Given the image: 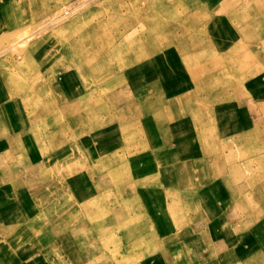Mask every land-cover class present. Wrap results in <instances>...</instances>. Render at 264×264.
Returning <instances> with one entry per match:
<instances>
[{
  "label": "rangeland",
  "instance_id": "1",
  "mask_svg": "<svg viewBox=\"0 0 264 264\" xmlns=\"http://www.w3.org/2000/svg\"><path fill=\"white\" fill-rule=\"evenodd\" d=\"M193 7L190 0H170L166 3V11L162 10L161 0H75L48 18L34 20L29 10L30 3L14 0L9 13L4 10V17L0 13L1 30L12 31L13 26H18L15 32L0 33V60L13 64L16 75L19 72L24 77L21 69L26 73L38 70L28 58L30 51L34 56L41 46L43 53L39 61L42 62L43 77L48 80L50 73L63 77L74 72L79 77L75 83L80 91L108 105L97 112L96 123L89 126L94 127L93 130L84 133L87 120L81 112L82 93L76 96L69 108L59 110L58 115L55 112L50 115L47 113L52 100L47 96L45 87L38 81L30 87L33 95L34 89L36 90V99L42 108L44 132L46 129L47 131L43 133L40 147L37 146L39 140L36 139V142L32 138V145L27 147L25 154L14 152L16 157L10 162L11 170L0 162V191L2 188L9 190L10 202L15 203L18 198L20 207L15 204L16 209L10 214L11 220L3 218L0 212V250L6 254V264L24 262L22 254L30 251L36 252L37 258L28 260L26 257V264H93L91 258L85 256V245L80 241L76 243V250L55 247L57 240L60 243L61 238L75 235L76 229L83 226L88 229L86 237L93 240L97 236L93 227L87 225L89 219H84L81 208L73 212L68 208V212H63L58 217L52 212V208L61 203L65 204V210L68 203L80 201L77 194L65 191L69 181L79 179L81 175L95 179V182L105 179L102 188V193L106 195L104 205L106 208L115 206L119 209L116 216L112 212L110 216L107 213L100 214L97 208V212L92 211L114 220L110 221L109 225H113L111 229L103 231L108 245L107 262L195 264L198 261L196 264H258L245 258L247 251L264 258V209L249 212L245 208L230 205L219 214L204 198L201 202V199L197 200L198 197L182 198L177 189L172 188L178 180L169 183L156 170L152 179L153 192L146 193V189L139 188L145 183L147 169L154 168L151 157L153 150L155 155H159L160 152L167 151L170 142L168 147L173 155V160H170L173 165L174 161L182 160L193 150L190 142L194 139L191 137L185 143L178 140L177 132L170 128L174 125L163 122V116L153 118L152 108L148 106L150 103H154L152 106L156 105V111L161 108L159 105L162 102L169 104L177 96L196 92L203 94L204 99L207 98L214 107L248 100L252 115L264 117V66L259 63L256 51L247 48L241 36L232 31L231 24L226 25L221 18L215 24L206 18L202 19L201 32H174V27L184 20L185 11ZM141 20L143 21L140 23ZM241 21V18L234 19V29ZM150 31L156 33L159 40L154 44L149 40L145 50L128 55L115 52V49L125 45L127 41H133V37L135 40L142 35L148 38ZM194 41L206 43L207 48L198 49L197 53L217 58L216 65L209 59L189 65L186 62L182 70L179 58L181 52ZM156 44L161 47L158 56L166 57L162 59L159 68L154 64L153 76L148 79L142 74L138 77V82L133 84L129 81L130 78L137 77L138 70L146 64L154 63L148 51ZM82 45L83 49L74 48ZM227 49L237 53L229 62L222 57ZM190 52L192 51L188 50V54ZM169 53L174 54L173 62L167 59ZM15 62H22V65L16 66ZM5 67L0 65L1 70ZM184 70L195 74L197 81L193 83L187 82V78L183 79L184 76L179 73ZM15 86H12L13 91H16ZM148 92L152 95L151 101L145 97ZM14 97L16 99L15 95ZM22 99L29 106V101L34 98ZM55 116L59 120L56 124ZM65 121L74 124L73 132ZM123 125H128L125 133H121ZM200 128V124L193 126L196 130ZM48 129H52L49 130L50 133ZM114 130L119 132L110 134ZM46 134H51L54 140H50V135L45 137ZM235 134L237 132L233 130L228 135ZM209 135H212L211 130ZM54 137L58 139L57 149L62 154L66 153L65 143L70 142V155L58 161L49 157L50 150L56 147ZM238 138L240 139V135ZM262 149L264 141L258 142L255 137L250 150L240 147L232 155L235 154L237 158L248 154L256 155ZM171 168L174 169L170 171L172 176L177 173V169ZM6 173L11 176L6 177ZM260 173L264 174L263 168ZM198 174L197 184L200 191H203L206 189L205 176L202 177L205 173L199 171ZM242 179L244 180L240 178L237 181H243ZM94 184L91 182L87 186L94 187ZM30 190L31 200L26 202L23 200L26 196L23 192ZM262 201L261 205H264V196ZM126 216L140 217V221L148 222V231L144 234L148 238V249L140 252L137 246L131 256L130 250L125 249L127 241L122 239V236L126 237L122 222ZM260 223L262 224L259 225ZM134 226L139 227V223L135 222ZM105 228L106 226L103 227ZM14 236L16 240L12 241ZM2 252L0 251L1 255ZM199 254L205 256L206 261L199 259Z\"/></svg>",
  "mask_w": 264,
  "mask_h": 264
},
{
  "label": "crops",
  "instance_id": "2",
  "mask_svg": "<svg viewBox=\"0 0 264 264\" xmlns=\"http://www.w3.org/2000/svg\"><path fill=\"white\" fill-rule=\"evenodd\" d=\"M25 1L30 3L31 8H29V10L35 20L39 18H48L61 7L69 5L75 0ZM169 1L170 0H161L163 11L167 10L166 3H169ZM190 1L194 4L193 9H187L185 11L183 16L184 20L179 22L178 26L174 27V32L178 31L188 34L198 33L202 31V19L209 18L215 24H218V19L221 18L225 20L226 25L231 24L232 31L241 36V39L245 42L247 48L256 51L259 63L264 66V0ZM248 1L250 4H247L249 3ZM0 2V6L2 7L0 13L2 12L1 16L4 17V10L9 13L14 0H0ZM238 18H241L242 21L238 24V27L234 29V19ZM16 29H18L17 25L13 26L12 31L0 29V33H11L15 32ZM42 53L41 46L36 50L34 56L30 51V57L28 58L29 62L31 65L33 64V66H37L38 70L33 69L26 73L21 69V73L24 77H21L19 72L18 75H16V71L13 69V64L10 65L8 62L0 60V65L6 66L4 70L0 69V162L3 166H7L9 170H11V160H15L16 157L14 152H23L25 154L27 147L30 148L32 145V138L39 140L37 146L40 147L43 138L42 136L44 135L43 133L47 131L45 128L46 130L44 132L41 116L42 108L39 105L38 99H36V90L34 89L33 91L34 95L30 90V87L34 82L38 81L43 87H45V91L48 92L47 96L54 103H50L51 106H49V111L47 113L50 115L52 112H55L58 115L60 114L58 113L59 110L61 111L62 109L63 111V109L69 108L70 103L74 102L79 93H82V95L86 94L80 91L79 87H77L75 82H77L79 77L74 72L72 74L67 73V75L63 77H60L57 73H50L48 80L46 77H43L41 72L42 62L39 61L42 57ZM15 65L20 67L22 62L16 63ZM147 65L148 64L144 67ZM144 67H142L141 70H138V73L136 74L138 75L137 77L130 78L129 81L135 84L138 82V77L142 74L146 75L148 79L154 75L152 72L153 69L147 70L144 69ZM11 79L12 81H10ZM12 86L16 87V91H13ZM145 92L147 93V91ZM14 95L16 96V99H14ZM151 96L152 95L148 92L145 97L148 101H151ZM209 96L210 95H208V97ZM24 97L30 99L34 98L32 101H29L31 105L28 106L23 102L22 98ZM150 104L151 105L148 106H151L152 108L151 111H153L152 114H154L153 118L155 117V119H157V115H160L161 117L163 116V122L167 121L171 126L174 125V127L170 128L177 132L178 140H183L185 143V141H189L191 137L194 139V141L190 142L193 146V150H190L189 153H187V156L182 158V160H178L177 162L174 161V165L171 164L173 161H170L173 160V155L168 147L171 144L170 142H168L167 151L160 152L159 155L157 154L158 156L154 154L153 150L151 157L154 160L152 161V166L155 169H147L148 173L145 178V183L139 187L140 189H146V193L153 192L154 185L152 179L153 173L156 170L160 176L164 177L169 183L172 180H178L172 185V188L175 187L177 193H179L182 198L190 199L191 197H198L199 199L197 200L199 201L201 199L200 202L204 198L205 201L209 202L210 207L214 208V211L219 214L222 209L228 208L230 205H233L235 208H245L246 210H249V212L264 209V205H261L264 196V174L260 173V169H264V149L256 155L248 154L245 157L238 158L235 157V154L232 155L233 152L240 147L250 150L255 141V137H257L258 142L264 141V117H254L252 115L248 100H240L236 104L231 102L223 103L222 105L214 107V105H210L207 98L204 99L203 94L189 92L177 96L175 100H172L169 104H165L164 102L160 103L159 106L161 108L156 111V105L152 106L154 105L153 102ZM43 112L46 111L44 110ZM61 117L63 118V116ZM257 120L260 122H256ZM58 121L59 120H56L55 116V124ZM66 124L73 132L74 124L70 121L66 122ZM195 124H200L201 128L198 130L193 129ZM49 130L52 129H48V131ZM210 130L212 131V135H209ZM233 130L237 132V134L229 136V132ZM49 135L46 134L45 137L49 136L51 138L52 135ZM239 135L240 139H237ZM50 140L54 139L51 138ZM55 142L56 147H53V149L50 150V159L58 161L59 159L68 156V154L70 155V153H68L70 142L65 143L67 149L66 153L63 154L57 149V138H55ZM71 144L73 145V143ZM171 167H176L177 169V173H173L174 175L172 176L170 171L174 169ZM256 169L257 171H255ZM199 171L205 173L202 175V177L205 176L204 184L206 185V189L203 191H200L197 184ZM250 171H255V173H251ZM7 176L10 177L11 174L6 173V177ZM240 178H244V180L237 181ZM104 180L105 179L101 178L100 181L95 182V179H88L82 175L79 179L75 178L70 180L69 185H67V191L65 192L70 191L72 195L77 194L80 201H72L70 203L65 202L68 203L65 210V204L63 205L62 203L59 206L57 205L55 208H52V212L56 213V217L68 212V208L72 210V212L75 209L78 210L81 208V211L84 213V219H89L87 225L93 227L94 233L97 236L94 237L93 240L88 236L86 237L85 234L88 232V229L83 226L76 229L74 232L75 235H67L68 238L67 236L61 238L60 243L59 240H57L55 247L62 246L63 248L66 247L70 250H76V243L80 241V243L85 245V256L91 258L93 264H112L110 261L107 262L106 260L108 245L105 241V234H103L102 229L106 224L109 225L114 220L104 215H96L89 208L91 205H94L93 203L97 202L100 205L103 204L102 206H105L103 200L106 195L102 193L104 192V189L102 190ZM91 182L95 183L94 187L87 186L89 183L91 184ZM165 182L166 181H164V183ZM0 193L1 215L3 218L11 220L12 217L10 214L12 210L16 209L15 204L18 206V198L17 202L15 201V203H11V192L9 190L2 188ZM30 193H32L31 190L27 193L23 192V194L26 195L23 200L26 202L31 200L29 197ZM141 194L143 193L141 192ZM144 195L146 196V194H143V196ZM20 198H22V196ZM32 198L34 199V197ZM102 206H99L98 213L100 214L102 213V210H105L107 207L105 206L103 208ZM101 219L103 221H101ZM261 224L262 223L259 225ZM257 233L260 235L262 234L259 231H257ZM14 237L15 238L12 239V241L16 240V236ZM0 251L2 252L3 250ZM30 252L22 254V256H24V262L18 264H26V257L28 260L37 258L36 252ZM245 254L247 255H245V258H248L251 263L264 264V258L257 257L251 251H247ZM5 255L4 252H2V255L0 254V264H6L4 259ZM198 258L202 260L205 259L206 261L205 256L201 254H199ZM197 262L198 261H196V263Z\"/></svg>",
  "mask_w": 264,
  "mask_h": 264
},
{
  "label": "bare ground",
  "instance_id": "3",
  "mask_svg": "<svg viewBox=\"0 0 264 264\" xmlns=\"http://www.w3.org/2000/svg\"><path fill=\"white\" fill-rule=\"evenodd\" d=\"M65 13H69V11H65ZM160 15V14H159ZM142 17V16H141ZM199 18V17H198ZM140 19V18H139ZM143 20H141L140 21V23L142 22ZM145 22V21H144ZM139 24V23H138ZM140 25V24H139ZM147 25H148V23H147ZM138 27V26H137ZM146 27V26H145ZM138 34V33H137ZM144 34V33H143ZM127 35V34H126ZM146 35V34H145ZM119 37V36H118ZM212 39V38H211ZM150 40V42L152 43L153 42V44L155 43V41H157V40H159L158 39V37L156 36V33H154V32H152V31H150V36L147 38L146 36H144V35H142V36H140V38L138 39H136L135 40V37H133V41H131V40H129V41H127V43L125 44V45H123V46H121L120 48H118V49H115L116 51L115 52H118L120 55L121 54H123V53H126L127 55L128 54H136V53H138L139 52V50H145L146 49V43H148V41ZM122 41V40H121ZM186 41V40H185ZM117 42V41H116ZM123 44V43H122ZM80 45V44H79ZM163 45V44H162ZM83 46V45H82ZM82 46H76V47H74L75 49H83L84 48V46L82 47ZM187 46V45H186ZM207 45H206V43H199L198 41H194V42H192V45H190V46H188V47H185L184 49H185V51L184 52H181L182 53V55L179 57L180 58V62H181V68H182V70H183V68H184V65L186 64V62H187V64L189 65V63H197L198 61L200 62V61H202V60H207V59H209L210 61H212V62H214L215 63V65H216V59L217 58H215V57H213V56H204V55H201V54H199V53H197L198 52V49H205V48H207L206 47ZM100 47V46H99ZM105 47V46H104ZM112 47V46H111ZM187 49V50H186ZM210 49V48H209ZM104 50V49H103ZM119 50V51H118ZM161 50V47L160 46H158L157 44L156 45H153V47L151 48V50H149L148 52H150V54L149 55H151L152 57H153V61H154V63L153 62H150L151 63V65H149L148 64V66L147 67H144V69H147L148 70V67H150L151 69H153L154 68V66L156 65V67H158L159 68V65H161V61H162V59H164V57H166V56H164V57H159L158 56V52ZM188 50L189 51H192V52H190V54H188ZM71 51V50H70ZM101 51V50H100ZM230 51V49H227V51H225V52H223L222 53V57H224L226 60H227V62H229V61H231L230 59H231V57L232 56H234V54H237V53H235V52H229ZM74 52V51H73ZM147 52V51H146ZM162 52V51H161ZM187 52V53H186ZM106 59V58H105ZM167 59H170L172 62H173V59H174V54H172V53H169V58L167 57ZM108 60V59H107ZM106 60V61H107ZM209 61V62H210ZM138 62V61H137ZM171 62V63H172ZM124 63V62H123ZM126 63V62H125ZM128 63V62H127ZM184 63V64H183ZM155 64V65H154ZM176 65H177V63H176ZM132 67V66H131ZM153 67V68H152ZM82 70H84L83 68H82ZM161 72V71H160ZM159 72V74L163 77L164 75L163 74H161ZM179 75H183L184 76V78L183 79H185V78H187L186 79V81L187 82H193V83H195L196 81H197V77H196V75L195 74H193L192 72H185V70L184 71H182V72H180L179 73ZM190 85V84H189ZM191 86V85H190ZM189 86V87H190ZM144 94V93H143ZM87 94H85V95H82L81 94V112H82V114H83V116L86 118V120H87V122H85L86 124H84V126H86V127H84L85 129H83V132L84 133H86V132H89V131H91V130H93V128L92 127H89L90 126V124H93V123H96V119H97V112L98 111H101L102 109H104V108H106L108 105H107V103L106 102H100V100L99 99H93L92 97H90V96H86ZM184 100V99H183ZM169 106V105H168ZM77 112V111H76ZM170 115V114H169ZM166 117V116H165ZM189 117V116H188ZM101 123V122H100ZM115 123V122H114ZM109 125V124H108ZM99 127V126H98ZM109 127V126H108ZM120 127V126H119ZM101 128V127H100ZM99 128V129H100ZM106 128V127H105ZM127 128H128V125H123L120 129L122 130L121 131V133H125L126 132V130H127ZM118 131V130H117ZM116 131V132H117ZM115 130L112 132V133H110V134H113V135H115ZM119 132V131H118ZM104 137V136H103ZM100 138V137H99ZM98 138V139H99ZM116 138V137H115ZM121 138V137H120ZM108 139V138H107ZM106 139V140H107ZM104 141H105V139H103ZM115 140V139H114ZM101 146V145H100ZM102 147V146H101ZM105 198V197H104ZM105 200V199H104ZM101 203H103V202H101ZM97 205H91L92 206V208H91V211H95L96 209L95 208H97V209H99V206H100V204L97 202L96 203ZM106 204V203H105ZM96 206V207H95ZM104 208V207H103ZM118 211H119V209L117 208L116 209V207L115 206H111L110 208H106L105 209V211L104 210H102V214H108L109 216L110 215H112L111 214V212L113 213V214H115V216H116V213H118ZM97 212V211H96ZM141 218L140 217H135L134 216V218H131V216H126V218H125V221L124 220H122V222H123V229L125 230V232L126 233H124L125 234V236L126 237H123L122 235V239L123 240H125V241H127V244L125 245V249L126 250H130V255L129 256H131L132 255V253H133V249L134 250H136L137 249V246L140 248V252L141 251H143L145 248H146V250L148 249V245H147V239H146V235H144V234H146L145 232L146 231H148L147 230V223L148 222H146V221H139ZM136 222H138L139 223V227H136L135 228V226H134V223H135V221ZM142 225H144L143 227H142ZM113 225H108V224H106V228L105 229H102V231H109L110 229H111V227H112ZM147 234H148V232H147ZM156 236V235H155ZM157 237V236H156ZM151 248V247H150ZM152 249H153V245H152ZM150 250V249H149ZM142 255V254H141ZM143 256V255H142ZM121 257V256H120ZM122 257L124 258L125 256L124 255H122ZM120 264H122V262H119Z\"/></svg>",
  "mask_w": 264,
  "mask_h": 264
}]
</instances>
